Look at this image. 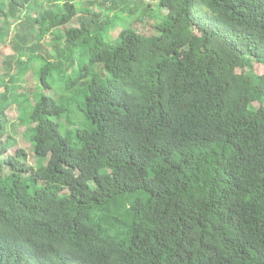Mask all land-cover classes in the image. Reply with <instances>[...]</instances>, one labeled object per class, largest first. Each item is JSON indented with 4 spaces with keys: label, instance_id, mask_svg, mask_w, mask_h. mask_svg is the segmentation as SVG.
I'll return each instance as SVG.
<instances>
[{
    "label": "trees",
    "instance_id": "trees-1",
    "mask_svg": "<svg viewBox=\"0 0 264 264\" xmlns=\"http://www.w3.org/2000/svg\"><path fill=\"white\" fill-rule=\"evenodd\" d=\"M76 1L0 0L5 50L24 13L60 4L15 32L56 29L53 53L20 45L0 77V264H264V0H134L143 18L127 0ZM82 56L74 122L45 76ZM36 72L49 96L32 102L16 78ZM11 106L35 166L9 154Z\"/></svg>",
    "mask_w": 264,
    "mask_h": 264
},
{
    "label": "rangeland",
    "instance_id": "rangeland-1",
    "mask_svg": "<svg viewBox=\"0 0 264 264\" xmlns=\"http://www.w3.org/2000/svg\"><path fill=\"white\" fill-rule=\"evenodd\" d=\"M87 1L92 0H77L75 2V6L78 9H83L87 5ZM122 0H115V4L117 5L116 8H119L118 5H120ZM35 3L39 5V0H35ZM43 7L40 9H35L33 13H24L21 16V20L13 25L11 27V31L6 35L4 38L5 42L7 43V50L2 48V45H0V77L4 79V82L6 83L9 76H16V73L18 72V68L16 66V62L19 61L20 55H19V48L20 45L22 46V51L27 57L30 53H38L42 56H45L47 52L49 54L53 53V50L48 47V44L50 43L52 37L56 35L57 30L52 29L48 34L45 35V37L40 40V42L36 39H34V34L31 36V38L26 42L22 43L21 41H17L15 35L19 37L18 34H15V32L20 31V24L22 22H28L30 19H33L32 17H37L38 19L41 18V16H45L44 12L51 11L52 13H58L60 11V4H53L48 5L43 2ZM156 5V2L152 3V7ZM127 6L133 7L136 6L138 8V14L140 16L146 17L148 8L144 5H140L139 2L136 1L134 3V0H127ZM100 10L105 13V15L114 16L117 15L118 17L123 16L124 12H120L118 10L108 11L102 9V7L95 5L94 9ZM61 12H64L63 9H61ZM60 12V13H61ZM83 16V15H81ZM78 18H74L70 25L72 27H78ZM134 19V18H133ZM151 19H156L154 16ZM145 22L153 27V23L151 21L145 20ZM120 30V27L117 26L114 31H112V35H116V33ZM37 31V30H35ZM22 36H20L21 39ZM26 59V58H24ZM88 59L86 56H82L80 59L76 58L74 61L69 62L67 60H63L60 67H57L50 72H48L45 76V80L48 84L49 89H52L50 96L54 100H59V103L63 105L65 108H72L74 111L73 114V121L74 122H81L83 120V116L80 112L77 111V107L80 104L81 94L80 91L82 89V83L84 81L79 80V76L82 74L83 66L88 63ZM68 69V70H67ZM39 79V78H38ZM16 82L18 85V91H26L29 95L32 97V102L37 100L39 95L41 93H46L47 90L42 89V85L40 82L37 81V72L36 75H30L26 76L25 78H16ZM38 82V85H37ZM48 89V90H49ZM2 92V86L0 87V93ZM48 95V94H47ZM49 96V95H48ZM68 102L69 105L66 104ZM74 107V108H73ZM6 116L8 119V130L7 134L5 135V139L10 137L13 140H15V145L11 148L9 154H13L16 151H22L26 155V163L30 166L36 165V158L34 157V152L32 149V146L26 139V127L17 125V120L19 117L18 110L15 106H11L7 112ZM76 117V119H74ZM78 128V127H74ZM69 127H64L63 125H60V131L62 134H65L67 131L74 129ZM25 159V158H24ZM190 229L197 233L198 235L200 232L205 229L201 228L200 230L196 231L195 227L189 222ZM213 230V228H209Z\"/></svg>",
    "mask_w": 264,
    "mask_h": 264
},
{
    "label": "clouds",
    "instance_id": "clouds-1",
    "mask_svg": "<svg viewBox=\"0 0 264 264\" xmlns=\"http://www.w3.org/2000/svg\"><path fill=\"white\" fill-rule=\"evenodd\" d=\"M67 132H68V131H67ZM67 132H66L65 134H62L61 131H60V133H61L62 135H66V134H68Z\"/></svg>",
    "mask_w": 264,
    "mask_h": 264
}]
</instances>
